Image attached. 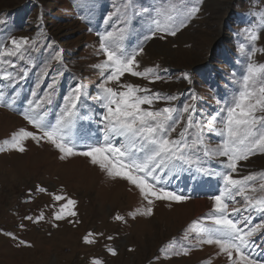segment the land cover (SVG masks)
<instances>
[{
	"label": "rangeland",
	"instance_id": "1",
	"mask_svg": "<svg viewBox=\"0 0 264 264\" xmlns=\"http://www.w3.org/2000/svg\"><path fill=\"white\" fill-rule=\"evenodd\" d=\"M172 2L167 0L163 7ZM178 2L190 5V0ZM161 5L162 0H0V20L4 21L0 23V45L10 47L13 37L36 41V50L29 49L31 64L19 61L15 69L20 72L27 68V75L21 73L23 78L18 77L15 83L0 81V86L7 85L2 89L6 97H16L14 110L0 107V142L21 127L35 131L20 112L32 99L37 76L46 64L48 75L38 89L39 95H43L52 77L59 74L56 95L48 106V118L54 122L63 97L78 84L83 85L85 95L79 105L80 119L74 132L85 141L102 139L101 109L94 99L103 79L101 71L94 67L104 59L99 50V34L123 28L121 43L132 50L149 34L155 15L153 8ZM199 9L175 36L160 39L157 34L143 44L144 52L138 57L140 70L159 65L162 80L149 83L125 74L121 82L175 94L178 99L172 104L178 108L193 103L191 96L195 93V115L205 124L203 137L208 147L215 148L222 138L208 126L209 121L237 87L247 62L238 51L240 43H247L242 29L260 22L264 0H202ZM108 17L111 18L106 22ZM256 46L264 48V32ZM56 52L61 54L60 61L54 59ZM255 59L264 63V54L258 52ZM184 73L190 75L191 84L183 79ZM164 106V101L153 105ZM42 143L46 144L26 141L24 153L0 152V264H91L93 258H99L103 264H207L209 260L211 264H227L226 257L216 255L215 246L193 248L186 256L161 252L162 248L178 250L181 245L193 242L194 233L190 231V239L184 240L186 229L193 221L204 220L211 211L212 201L208 197L218 194L222 186L220 178L201 176L193 180L196 173L184 171L169 187L182 191L190 199L171 205L157 202L151 217L133 220L128 213L141 204L137 190L124 181H110L85 157L61 161L56 150ZM200 155L203 167L223 170L220 161L225 158L207 159L202 152ZM261 172H264V154L258 153L241 161L234 175ZM37 185L48 191H36ZM61 190L77 201V215L55 221L52 217L58 203L51 193L61 194ZM195 199L203 201L195 202ZM41 212L45 218L38 223L23 219L35 218ZM117 213L124 215L127 223L115 221L113 217ZM260 219L255 216L253 223H259ZM89 232L94 234V244L83 241ZM5 233H12L17 239ZM109 236L113 239L109 240ZM255 239L259 244L261 238ZM20 240L31 246L20 245ZM109 247L116 249V255L108 251ZM256 255L264 261V250L257 249Z\"/></svg>",
	"mask_w": 264,
	"mask_h": 264
},
{
	"label": "snow or ice",
	"instance_id": "2",
	"mask_svg": "<svg viewBox=\"0 0 264 264\" xmlns=\"http://www.w3.org/2000/svg\"><path fill=\"white\" fill-rule=\"evenodd\" d=\"M201 2L190 0L189 5L173 0L167 7H163L167 0H162L161 7L153 8L155 15L149 34L132 50L121 43L123 28L99 34V50L104 59L94 67L101 71L103 79L98 84L94 99L101 109L99 123L102 124V139L85 141L74 132L80 119L79 105L85 95L83 85L78 84L63 97L64 102L54 122L48 118V106L52 105L56 95L59 74L52 77L43 89V95H39L38 89L48 75L46 64L37 76L32 99L28 100L27 106L20 112L35 131L21 127L12 132L9 138L0 142V152L24 153L26 141L31 140L37 145L41 142L50 145L57 151L61 161L76 156L87 158L110 181H124L138 191L141 204L128 213L133 220L137 217H151L157 202L171 205L190 199L182 191L169 187L180 173L194 171L196 175L192 177L193 180L201 176L218 177L222 186L218 194L208 197L212 201L211 211L204 220L193 221L186 229L184 240L190 239V231L194 233L193 242L187 246L181 245L178 250L166 251L162 248L161 252L186 256L193 248L208 245L215 246L218 249L216 255L226 257L227 264H264L256 255L257 249L264 250V172L240 177L234 175L241 161H247L250 156L258 153L264 154V63L255 59L258 52L264 54V48L256 46L264 32V13L260 15L259 23L246 25L242 29L247 43H240L238 51L247 62L237 80V87L223 100L219 111L209 121L208 126L214 128L222 138L215 148L208 147L203 137L205 124L195 115V93L191 96L193 103H185L183 108H178L172 104L178 99L175 94H164L148 87L121 82L125 74L149 83L162 80L159 65L140 70L138 57L144 52L143 44L157 34H160V39L175 36L188 20L196 16ZM110 18H106V22ZM3 22L0 20V23ZM10 45H0V81L15 83L18 77L23 78L21 73L27 75L28 71L22 68L16 72L17 62L31 64L29 49L36 50V41L34 38L13 37ZM54 59L61 60L60 52L55 53ZM183 79L192 83L188 73L183 74ZM113 83L115 87L110 86ZM4 87L7 85L0 86V107L14 110L16 97L8 99L2 90ZM158 101H164L165 106L154 108V103ZM173 133L176 135L173 136ZM201 152L207 159L225 158L220 161L223 170L203 167ZM36 191L45 193L48 190L37 185ZM51 195L58 203V209L53 212V220L62 221L77 215L75 199L62 190L61 194ZM255 216L261 217L259 223H253ZM44 218L41 212L35 218L25 216L23 219L38 223ZM113 219L127 223L126 217L119 213ZM57 226L53 224V227ZM5 235L17 239L12 233ZM93 236L92 232L85 235L84 243L94 244L96 241ZM258 236L261 238L259 244L255 239ZM108 239L112 240L113 237L109 236ZM19 244L31 246L23 240ZM108 251L116 255L115 248L109 247ZM91 264L103 262L93 258ZM207 264H211V260Z\"/></svg>",
	"mask_w": 264,
	"mask_h": 264
},
{
	"label": "bare ground",
	"instance_id": "3",
	"mask_svg": "<svg viewBox=\"0 0 264 264\" xmlns=\"http://www.w3.org/2000/svg\"><path fill=\"white\" fill-rule=\"evenodd\" d=\"M43 144V143H42ZM43 146L45 147L46 146V144H43ZM50 149H52L51 147H50ZM53 150V149H52ZM195 202H201V201H203V199L202 200H200V199H195L194 200Z\"/></svg>",
	"mask_w": 264,
	"mask_h": 264
}]
</instances>
